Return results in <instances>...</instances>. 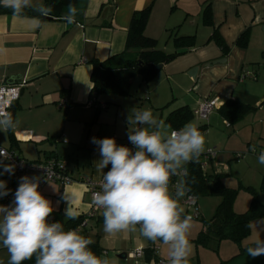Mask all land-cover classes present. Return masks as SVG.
<instances>
[{
    "label": "crops",
    "instance_id": "0c3cea01",
    "mask_svg": "<svg viewBox=\"0 0 264 264\" xmlns=\"http://www.w3.org/2000/svg\"><path fill=\"white\" fill-rule=\"evenodd\" d=\"M43 3L44 0H30L27 8H38ZM208 3L211 25L203 22V11ZM72 5L76 9L72 23L68 22V6L59 19L0 13V85L7 81L24 83L12 118L14 142L9 138V130H0V147L20 158L44 162L51 156L61 158L71 154L77 158V164L69 167V173L75 180L83 176L100 178L93 165L100 158L99 151L90 142L91 138L113 137L118 145L126 146L128 133L136 125L126 128L124 133L112 127H109V132L99 129L92 134L89 131L85 138L84 125L92 121L97 106L105 105L101 107L104 112L99 119H106L109 112L116 115L121 110L123 100L91 93L92 68L89 61L105 60L123 52L133 13L147 7H150V15L144 33L157 40L159 49L173 52L174 36H194V45L182 50L171 62L163 64L149 82L141 83L136 77V95L139 100L145 101L141 109H150L158 120L164 122L171 111L182 106L193 110L205 97L219 96L221 104L233 99L256 105L264 96V91L255 93L252 84L237 82V76L243 70V61H248L250 48L256 46L263 51L261 28L264 26V0H76ZM247 28L250 31L248 45L240 48L236 40ZM214 31L227 45L226 53L211 39ZM222 58L226 59L225 63H212ZM61 99L66 101L63 110L57 105ZM108 101L113 104L112 108H108ZM263 102L259 109L263 108ZM219 107L206 121L198 119L194 123L205 138L201 154L209 149H218L230 140L237 144L245 139L234 128L232 133L220 131L221 126L234 127L236 124L229 125L220 115ZM155 128L156 125H153L152 130ZM159 131L162 136L169 137L173 129L164 123ZM27 146L34 148V155L26 153ZM222 147L225 151L219 150L217 158L227 156L228 159L230 150L234 148L226 150L227 145ZM249 158V162L256 159ZM2 162L11 164L7 159ZM0 172H3V167H0ZM232 172L233 167L229 166L228 173ZM37 174L16 176L15 172L14 175L5 172L0 175V180L6 181L13 193L20 177L39 180L40 174ZM257 175L262 176V172ZM240 179V182L249 185L248 180L243 182ZM39 191L51 201L53 209L60 208L64 215L68 207L79 215L90 208L89 193L79 180L66 185L46 182ZM248 205L249 197L245 194L240 200H235L233 208L240 213ZM103 223L100 210L97 217L88 220L85 230L92 241H98L102 248L100 257L107 258L109 264H157V259L165 256V252L161 254V249L159 255L152 256L151 250H148L152 242L141 234L139 224L135 231L110 235L104 232ZM261 240H264V216L251 222V231L241 243V252L234 242L222 240L217 244L219 253L209 259L205 254L196 255L191 264H264V255L252 259L247 253L249 247H256ZM139 248L143 249V255L129 257V253ZM8 261L7 249H1L0 264H8Z\"/></svg>",
    "mask_w": 264,
    "mask_h": 264
},
{
    "label": "clouds",
    "instance_id": "9594fccd",
    "mask_svg": "<svg viewBox=\"0 0 264 264\" xmlns=\"http://www.w3.org/2000/svg\"><path fill=\"white\" fill-rule=\"evenodd\" d=\"M0 4L10 8L13 15H20L30 6V0H0ZM45 7L41 5L35 10L43 12ZM68 8V22L72 23L76 9L71 4ZM126 123L145 126L128 133L135 152L118 145L113 137H92L90 141L100 156L93 165L101 177V191L94 193L93 203L102 212L103 230L114 235L135 231L139 224L147 239L171 244V264H188L192 222L190 216L181 218L184 209L177 197L184 196L190 188L173 195L169 183L178 168L199 158L205 138L193 124L174 130L169 137L162 136L159 128L164 122L150 109L132 110ZM13 127L10 113L0 115V130L6 132ZM258 163L264 165V153L258 157ZM109 165L110 169L104 172ZM0 167H3L0 175L5 172L14 175V165L0 161ZM38 189L37 178L22 176L11 203L0 205V242L9 254L8 264H23L33 256L35 264H109L107 258L102 259L89 249L93 241L79 230H65L60 222L49 223L54 209ZM10 193L7 182L0 180V199ZM78 215L71 207L65 210L66 219ZM247 253L252 259L264 255V240L249 247Z\"/></svg>",
    "mask_w": 264,
    "mask_h": 264
},
{
    "label": "trees",
    "instance_id": "16d2710c",
    "mask_svg": "<svg viewBox=\"0 0 264 264\" xmlns=\"http://www.w3.org/2000/svg\"><path fill=\"white\" fill-rule=\"evenodd\" d=\"M75 1L44 0L43 6L46 7L43 9V12L35 10L37 8H25L20 15L40 17L41 19H59L64 13L63 9L70 4H74ZM0 13L13 14L10 8H6L2 4H0ZM149 15L150 7L137 10L133 13L123 52L105 60L91 59L89 61L92 68L90 73V81L92 84L90 91L92 94L97 96L109 94L117 96L129 95L131 84L136 77L140 78L141 83L149 82L158 72L153 66L171 62L182 53V50L191 48L194 45V36H174L172 42L175 50L173 52L168 53L159 49L157 40L146 36L144 33ZM203 22L207 25L212 24L209 3L203 11ZM249 38L250 31L247 28L238 36L236 45L240 48H246ZM211 39L226 53L228 47L216 31L212 33ZM100 108L97 106L95 109L94 119H96ZM254 108L250 104L227 99L220 105L218 111L222 118L232 126L237 124ZM193 117L192 110L188 106H182L171 111L165 117L164 123L173 130H179ZM8 130L9 138L13 143L14 137L11 128ZM203 155L200 154L198 159L187 162L185 166L178 168L185 170V173L182 175V187L184 191L188 187L190 188L188 193L194 194L197 198L201 195H210L218 196L221 199L216 207L215 213L210 219L206 220L204 223L205 228L198 233L193 241L203 246H208L210 243H213L217 247L220 241L230 240L238 245L239 252H241L243 250L241 243L250 234L251 222L264 216V200L259 199L257 189L248 186L246 189L251 193L249 206L244 212H235L233 205L238 190L225 186L223 183L222 176L228 174L227 172L221 174H215L213 172L204 173L201 168ZM50 158L57 159L56 156H51ZM82 179L83 177H80L76 180L82 181ZM260 190L264 194V174L262 176ZM4 203L5 197L0 199V205ZM200 216L199 214L196 218H200ZM48 219L49 223L60 222L63 224L65 230L77 229L80 226V233L89 238L85 230L87 225L83 226L84 214L78 215L74 219H66L62 210L58 208L53 210ZM151 242L148 250H151V247L154 246L153 241ZM88 247L95 255L100 257L102 248L98 241H93ZM1 249H4L2 242H0ZM35 260L36 257L33 256L31 260H26L23 264H35Z\"/></svg>",
    "mask_w": 264,
    "mask_h": 264
},
{
    "label": "rangeland",
    "instance_id": "374dc122",
    "mask_svg": "<svg viewBox=\"0 0 264 264\" xmlns=\"http://www.w3.org/2000/svg\"><path fill=\"white\" fill-rule=\"evenodd\" d=\"M250 39V38H249ZM264 39V34H263ZM214 41V40H213ZM215 43V42H214ZM216 44V43H215ZM264 44V40H263ZM217 45V44H216ZM218 46V45H217ZM249 54L247 56L248 61H243V67L242 72L239 73L237 76V82H244L252 84V89H254L255 93H260L261 91H264V46L263 51H260L259 48L256 46H252L250 48ZM138 85V78L134 80V82L131 85L130 88V94L126 96H122L121 98L117 96H113L111 94L110 97H114L115 99H123L121 100V110L118 111L116 115H114V112H109L108 116H106V119H99L101 113L104 112V110H99L96 119H92V121H88L86 125H84V135L85 138L88 136L89 131L92 133V131H96L99 129H102L104 131H110L109 127L116 128L120 132H125L126 128L133 127L134 124H127L126 118L127 116L131 115L132 110L135 109H141L142 104L145 103V101L139 100L138 96L136 95L135 89ZM245 85V84H242ZM264 100V96L261 97L256 105H252L255 108L252 109L249 113H247L234 127L229 126H221L220 131L232 133L234 130H236L241 135L245 136V139L243 140V143L240 141L237 144L233 140H230L229 143H223L222 146L227 145L226 150L231 149L232 147L234 149L230 150L231 155L227 159V156H220L216 160L218 163H222L227 165L229 172V166L233 167V172L228 173L222 176L223 183L225 186L236 188L238 190V194L236 196L237 201L240 200L245 194L249 197V203L251 201V193L246 189V187L250 186L252 188L257 189L258 197L263 201L264 200V194L260 190V185L262 181V176L264 174V165L258 163V157L261 153H264V102L263 108L259 109L260 103ZM109 106L112 108L113 104L108 101ZM197 107V106H196ZM195 107V108H196ZM193 108V110L195 109ZM63 110V108H61ZM112 111V110H111ZM198 120L195 116L187 123V124H193ZM241 123V124H240ZM108 124V125H107ZM186 124V125H187ZM241 125V126H240ZM145 127V126H142ZM234 128V130H233ZM253 128V129H252ZM219 129V127H218ZM93 134V133H92ZM261 134V136H260ZM252 139V140H251ZM55 140V139H54ZM59 140V139H58ZM56 142V141H55ZM251 142V143H249ZM217 147L218 149H215L216 155L218 154L219 150H222L221 152H224L225 149L223 147ZM237 147L238 149H236ZM241 148V149H240ZM210 150V149H209ZM234 150V152H231ZM208 151V150H207ZM206 151V152H207ZM204 152V153H206ZM26 153L29 155H34L35 151L34 148L31 146L26 147ZM229 153V152H228ZM236 155H241L236 158ZM249 157H255V160H250ZM56 159V158H54ZM59 161H64L66 163V168L69 170L70 168H73V165L77 164V158L71 154L65 155L64 157H57ZM26 160V159H25ZM32 159H28L26 161L28 162H34L31 161ZM69 164V165H68ZM186 163L183 165L185 166ZM182 166V167H183ZM208 173L212 172V166L210 165L207 170ZM258 172H262L261 175H257ZM37 172L34 171H28L27 173H16V176L18 175H27V174H36ZM39 175V174H37ZM15 176V177H16ZM84 178H89L87 176H83ZM240 178H242L243 182H247L248 180L249 185L243 184L240 182ZM244 178V179H243ZM58 183V182H56ZM10 185V182L9 184ZM243 186V188H242ZM176 188H169L170 192L175 195L177 191H184L182 187V176L179 175L176 179ZM182 197H177V199L180 201V205L183 207L184 212L181 213V218H184L185 216L191 217L192 226L188 234V239L191 245L190 253L188 256V264H191L192 258L196 255L205 254L207 255V258L209 259L211 255H216V253H219V250L215 246V244L210 243L208 246H203L201 244H197L193 240L197 237L198 233L205 228L204 223L206 220L210 219L213 214L215 213L216 207L218 203L220 202V197L218 196H210V195H201L197 198V208L199 210V214L201 215L200 218H194L192 217L194 215L193 210L186 211V207L182 203ZM235 199V200H236ZM235 202V201H234ZM5 204V205H9ZM249 206V205H248ZM88 212V211H87ZM97 240V239H96ZM154 247H156V252L159 255L160 249L161 254L163 255V252H165V256L162 257L165 258H158L162 259L165 262H168L171 264V260L169 259L171 256V244H164L161 241L154 242ZM151 254L153 257L156 256V254L153 253L151 250ZM130 257V256H129Z\"/></svg>",
    "mask_w": 264,
    "mask_h": 264
},
{
    "label": "built area",
    "instance_id": "2783aa9c",
    "mask_svg": "<svg viewBox=\"0 0 264 264\" xmlns=\"http://www.w3.org/2000/svg\"><path fill=\"white\" fill-rule=\"evenodd\" d=\"M24 86V83L22 82H10L7 81L0 85V115H4L6 113H9L11 107L15 105L16 101L19 98L20 92L22 87ZM59 108H65L66 101L64 99H61L57 103ZM220 103V97L214 96L211 98L205 97L201 101H199L197 107L192 110L193 115L202 120L206 121L208 119V116L219 106ZM105 105H101L103 108ZM136 127H142V126H135ZM133 130V131H134ZM174 131V130H173ZM171 131V133L173 132ZM171 135V134H170ZM126 146H128L133 152L136 151L135 146L131 145L129 141H127ZM4 153H6L7 158H5ZM239 157V155H236ZM7 159L12 165L15 167L16 173H26L28 171H35L40 174L39 179V189L41 186L46 182H58L61 185L70 184L73 181H76L73 176L68 172V169L66 168V163L64 161H59L58 159L49 158L44 162H28L23 158H20L16 156L13 152H11L8 149L0 147V161H3ZM212 166L213 173L215 174H221L226 173L228 171V167L225 164L218 163L216 160V151L214 149L208 150L206 153H204L202 157V163L201 168L204 171V173H208V167ZM185 173V170L183 169H177L176 174L171 177L169 188L175 189L176 187V179L179 175H183ZM100 181L101 177L98 179H92V178H84L82 179V183L86 186L87 192L90 196V208L88 212L84 214L85 219L83 221V226H86L88 223V220L90 218L97 217V214L100 210H98L94 203V193L101 191L100 188ZM17 189V188H16ZM15 189V190H16ZM14 193L9 194L7 197H5V203H11L14 197ZM183 205L186 207V211L193 210L194 215L192 217L196 218L199 215V210L197 208V197L192 193H186L184 195V198L182 199ZM81 227L79 226L77 230L80 231ZM156 247L152 246L151 250L154 254H156ZM143 255V249L139 248L136 251L129 253L130 257H139ZM157 264H170L168 262L163 261L162 259H159L157 261Z\"/></svg>",
    "mask_w": 264,
    "mask_h": 264
},
{
    "label": "water",
    "instance_id": "95a60500",
    "mask_svg": "<svg viewBox=\"0 0 264 264\" xmlns=\"http://www.w3.org/2000/svg\"><path fill=\"white\" fill-rule=\"evenodd\" d=\"M262 31H263V34H264V26H262ZM264 40V39H263ZM226 59L222 58V59H217L215 61H213L212 63L213 64H220V63H225ZM163 64H159V65H155L153 66V68L157 71H159L161 68H162ZM14 109H15V105H13L9 111V113L11 114V117L13 118V113H14Z\"/></svg>",
    "mask_w": 264,
    "mask_h": 264
}]
</instances>
